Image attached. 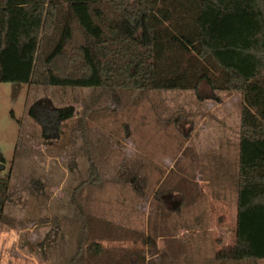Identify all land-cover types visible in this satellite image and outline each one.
<instances>
[{
    "label": "rangeland",
    "instance_id": "374dc122",
    "mask_svg": "<svg viewBox=\"0 0 264 264\" xmlns=\"http://www.w3.org/2000/svg\"><path fill=\"white\" fill-rule=\"evenodd\" d=\"M54 88L64 87L0 82L5 157L0 174L10 173L9 201L0 221V264H107L106 250L111 264H118L122 253L126 264L135 258L139 264H166L161 230L170 219L168 210L178 211L177 229L185 231L193 220L179 205L184 190L207 181L208 194L224 191L234 198L239 191L241 93L212 92L206 84L201 98L188 90L88 87L72 96L63 91L57 103L49 98ZM35 102L73 110L63 122L57 160L36 156L46 147L28 113ZM125 119L133 123L131 134L119 121ZM29 160L36 162L30 170L48 177L25 179ZM175 182L181 188L173 194L167 189ZM21 193L23 210L16 216ZM235 204L224 209L235 215ZM220 220L227 222L217 231L207 227V263L202 240L201 264L214 263L215 252L231 249L236 240L235 216ZM195 224L197 243V218ZM194 235L190 231L188 237ZM90 247L96 249L94 256ZM248 262L264 264V259Z\"/></svg>",
    "mask_w": 264,
    "mask_h": 264
},
{
    "label": "trees",
    "instance_id": "16d2710c",
    "mask_svg": "<svg viewBox=\"0 0 264 264\" xmlns=\"http://www.w3.org/2000/svg\"><path fill=\"white\" fill-rule=\"evenodd\" d=\"M0 82L63 86L49 97L57 103L63 91L72 96L88 87L188 90L201 98L206 84L212 92L241 93L236 240L215 259L217 264L264 259V0H0ZM28 113L46 147L36 156L57 160L63 122L73 110L35 102ZM119 121L131 134L133 123ZM30 162L25 179L48 177L30 170L28 165L36 163ZM0 163H5L1 151ZM179 183L167 191L176 193ZM9 188L10 173L0 174V221ZM22 198L21 193L16 216ZM198 199L197 182L181 194L182 212L193 218L185 231L173 225L178 211L168 210L170 219L161 230L166 264H198V212L192 208ZM190 231L194 237H188ZM89 252L94 256L96 249ZM118 264H126L123 253Z\"/></svg>",
    "mask_w": 264,
    "mask_h": 264
},
{
    "label": "crops",
    "instance_id": "0c3cea01",
    "mask_svg": "<svg viewBox=\"0 0 264 264\" xmlns=\"http://www.w3.org/2000/svg\"><path fill=\"white\" fill-rule=\"evenodd\" d=\"M198 184H199L198 204L196 206L192 207V208L196 209L197 212H198V215H197V229H198V234L199 235H198L197 246H198V253H199V263L201 264V256H202L201 241L202 240L204 241V256H206V253H207L206 247H205V246H207V240H206L207 227L209 226L211 229L215 228L216 231H217L218 227L220 228L221 226H223L227 222L225 220H223V221L220 220L219 221V219L220 218H229L231 216H235L236 223H237V217H238V191H236V194H235L234 198H230L227 193H224V191H220V190L219 191L221 193H219L218 191L211 190L210 193L208 194L206 189L210 187L209 186L211 184L210 182L205 181V183H204L205 185H203L204 187L200 183H198ZM191 186L187 187L185 190L189 189ZM218 194L220 196H218ZM7 201H9V197H8ZM233 201H236V204H235V206H236L235 215H232L230 210L224 209V208H226L228 206L227 204L233 203ZM218 242H216V244ZM217 245H219V243ZM205 260H206V263H207V256L205 257ZM215 261H216V259L214 257V263H211V264H216L217 261L216 262ZM58 264H61V263H58Z\"/></svg>",
    "mask_w": 264,
    "mask_h": 264
},
{
    "label": "water",
    "instance_id": "95a60500",
    "mask_svg": "<svg viewBox=\"0 0 264 264\" xmlns=\"http://www.w3.org/2000/svg\"><path fill=\"white\" fill-rule=\"evenodd\" d=\"M5 168V164L4 163H0V171H2Z\"/></svg>",
    "mask_w": 264,
    "mask_h": 264
}]
</instances>
